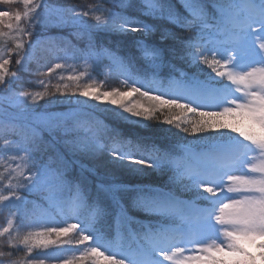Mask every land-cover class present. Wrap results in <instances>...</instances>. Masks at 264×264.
Returning <instances> with one entry per match:
<instances>
[{
	"label": "snow or ice",
	"instance_id": "snow-or-ice-1",
	"mask_svg": "<svg viewBox=\"0 0 264 264\" xmlns=\"http://www.w3.org/2000/svg\"><path fill=\"white\" fill-rule=\"evenodd\" d=\"M0 6V37L9 36L13 45L0 50V87L9 102L0 106V205L14 209L23 228L30 198L43 192L49 204L92 209L94 220L33 221L31 227L39 230L17 238L28 253L60 242L85 246L61 264H264V0H98L83 10L50 0H0ZM54 8L60 17L55 23L48 17ZM93 18L97 23L88 24ZM50 25L129 41L130 55L113 53L125 73V88L102 91L103 81L93 80L51 90L44 79L35 81L42 91L13 87L22 79L20 71H31L41 29ZM104 50L90 39V52ZM174 60L190 71L177 75ZM68 68L57 60L38 71L51 78ZM205 68L211 75L204 76ZM84 75L73 71L60 79L76 84ZM40 100L48 108L67 109L55 116L41 110ZM89 100L114 107L101 112ZM154 119L198 136L199 152L184 146L195 165L182 167L173 150L125 137L117 123L146 127L142 121ZM44 131L61 132L64 148L51 151ZM84 161H102L112 174L159 173L167 180L163 185L106 182ZM125 197L151 219L134 235V248L106 250L97 233L112 215V205L117 218L135 222L122 203ZM5 233L8 227L0 237ZM70 233L76 238L64 240ZM4 256L11 253L0 251Z\"/></svg>",
	"mask_w": 264,
	"mask_h": 264
},
{
	"label": "trees",
	"instance_id": "trees-1",
	"mask_svg": "<svg viewBox=\"0 0 264 264\" xmlns=\"http://www.w3.org/2000/svg\"><path fill=\"white\" fill-rule=\"evenodd\" d=\"M50 3L59 7H75L78 10L87 9L90 5L98 3V0H50ZM109 5L104 4L107 8ZM2 7V6H0ZM23 9V6L20 7ZM99 15V13H97ZM49 20L55 23L60 17L57 10L51 9L48 13ZM103 19V17H102ZM152 19L151 17L146 18ZM88 24H95V19H89ZM166 23V22H165ZM166 26L171 27L170 24ZM89 29H77L71 27L59 28L55 26H49L46 29H41V43L36 46L34 52V59L29 64L31 71H20L19 76L22 78L19 81H13V87L19 84V90L25 91H37L43 90V87L35 81L44 79L49 83L51 90L55 89L57 85L69 84L71 87L83 85L84 83H91L95 80L98 84L103 81L101 85L102 90H111L112 88L124 89L125 88V73L122 68L114 60L113 53L118 57H124L130 55L134 50L130 46V42L125 38L113 33L108 32H93L92 36H89ZM154 37L158 39V33H154ZM93 39L97 48L103 46L104 51H89V41ZM12 45V40L9 36L0 37V50L6 52ZM66 62L69 65L67 70H57L51 78L41 77L38 70H46L52 63ZM176 65L177 75L179 71H190L186 64L180 60H174ZM95 65V70H93ZM13 70L17 66L14 64L9 65ZM75 71L77 74L85 73L82 79L76 84L72 82L61 80L60 75H67L69 72ZM165 72L173 71L172 69H165ZM204 76L211 75L210 70L204 69ZM89 76L91 78H89ZM7 90L0 87V106L8 107L9 102L5 99ZM84 99V98H80ZM39 106H42L41 110L47 109L49 112L63 110L66 111L67 106H56L48 108L45 105V101L40 100L37 102ZM97 109V108H96ZM10 111L15 112V108H10ZM101 111L100 109H98ZM102 112V111H101ZM119 128L124 132L125 137L131 136L133 139L141 138L144 141L155 143L158 147L163 149L173 150L179 157L177 163L184 167L189 165H195L196 161L193 159V153L185 151V144H189L193 149V152H199L200 140L195 135H188L186 133L179 132L174 126H163L158 120L146 121V127H139L137 125H127L124 121L117 122ZM3 135V129L0 128V136ZM44 139L48 143V147L51 151H59L64 148V145L57 138L54 133L47 131L43 132ZM98 165V164H97ZM87 166V165H86ZM79 168V165H77ZM91 168L90 166H88ZM99 179H103L106 182H132V183H144L153 185H163L167 180L166 175L157 174H145V175H132L128 177L127 174H112L111 171H107L106 168L98 165ZM2 170V169H0ZM135 177V178H134ZM47 193L38 192L34 194L30 199L32 203L29 204L30 210L35 208L34 212L30 213V217L23 220L24 227L20 228V220L15 216L14 209L0 205V231L3 228L8 227L9 233H5L0 237V251L5 253H11V256L0 257V264H10V262H16V264H27V261L33 259H44L45 264H59L63 260L71 259L74 255L79 256L81 251L85 250V246H75L74 244H61L49 251L48 248H34L31 253H28L22 244H19L17 238H22L30 231H36L31 227L33 221H38L40 218H46V222L63 224L65 221L71 222L73 218L79 217L80 219H87L93 221L92 209L90 208H77L71 204L61 202L58 204H49L45 197ZM186 198H191V194H186ZM128 216L134 217L135 222H130L127 217H116V207L112 205L110 207V215L105 223L104 228L97 233L101 236V243L105 246L106 250L117 251L120 248L135 247L134 235L143 231V224L147 223L149 217H146L145 213L133 209L130 200L125 197L122 200ZM11 221V225H9ZM11 234V235H10ZM71 237H64L63 239H75V234L70 233ZM11 241V247L9 246ZM61 264V263H60ZM84 264H92L91 260L85 261ZM101 264H104L101 261Z\"/></svg>",
	"mask_w": 264,
	"mask_h": 264
},
{
	"label": "rangeland",
	"instance_id": "rangeland-1",
	"mask_svg": "<svg viewBox=\"0 0 264 264\" xmlns=\"http://www.w3.org/2000/svg\"><path fill=\"white\" fill-rule=\"evenodd\" d=\"M21 6H23V5H19V8L21 7ZM102 90V89H101ZM102 91H108V90H102ZM136 97L134 96L133 97V99H135ZM88 104L89 105H94L97 109H100L101 111H103V110H105V109H112L114 106H112V105H110V104H107L106 102H103V103H101V102H97V101H91V100H89L88 101ZM64 110V109H63ZM63 110H59V111H54V115L55 116H60V115H62L64 112H63ZM161 119H162V117H161ZM127 125H136V124H134V123H129V122H126V121H124ZM142 123L143 124H145L146 122L145 121H142ZM162 124V123H161ZM163 126H167V127H169L170 128V126L169 125H165V124H163ZM55 134L57 135V138L60 140V142L64 145V143H63V134L61 133V132H55ZM198 137V136H197ZM84 163H85V165H87V167L88 166H90V167H96V168H98V165H100V166H102V167H104V168H106L105 167V165L103 164V162L102 161H100V162H89V161H84ZM252 163H255V164H257V165H259L260 163H261V161L260 160H255V161H253ZM98 164V165H97ZM99 171H100V169H98ZM106 170L107 171H111V170H109V169H107L106 168ZM132 175H128V177H131ZM135 178V177H134ZM66 204H69V203H67V202H65ZM34 210H35V208H33L31 211L32 212H34ZM31 212V213H32ZM39 220H46V218H44V217H42V218H40ZM38 220V221H39ZM67 237H71L72 238V236L69 234V236H67ZM65 240H66V238H65ZM58 245H61V243L60 242H57L56 244H53V245H49L47 248V251H49L50 249H52V248H54V247H56V246H58ZM250 251H256L255 249H250ZM61 263V262H60ZM59 263V264H60ZM85 263V262H84Z\"/></svg>",
	"mask_w": 264,
	"mask_h": 264
}]
</instances>
